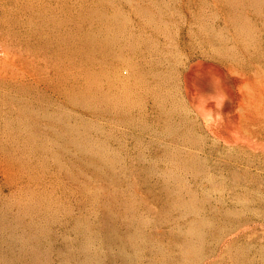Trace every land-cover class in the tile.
<instances>
[{
  "label": "rangeland",
  "instance_id": "1",
  "mask_svg": "<svg viewBox=\"0 0 264 264\" xmlns=\"http://www.w3.org/2000/svg\"><path fill=\"white\" fill-rule=\"evenodd\" d=\"M0 264H264V0H0Z\"/></svg>",
  "mask_w": 264,
  "mask_h": 264
},
{
  "label": "bare ground",
  "instance_id": "2",
  "mask_svg": "<svg viewBox=\"0 0 264 264\" xmlns=\"http://www.w3.org/2000/svg\"><path fill=\"white\" fill-rule=\"evenodd\" d=\"M215 82H216V81H215ZM262 88H263V87H262ZM250 89H251V88H250ZM220 91H221V90H220ZM251 92H252V91H251ZM256 92H257V91H256ZM210 94H211V93H210ZM247 94H248V92H247ZM248 95H249V94H248ZM256 95H257V94H256ZM249 96H250V95H249ZM258 97H259V96H258ZM253 98H254V96H253ZM247 99H248V97H247ZM257 100H258V99H257ZM253 101H254V100H253ZM247 102H248V101H247ZM257 102H258V101H257ZM258 104H259V103H257L256 105H258ZM246 105H248V104H246ZM252 105H253V104H252ZM258 106H259V105H258ZM258 106H255V107L257 108ZM255 107H254V108H255ZM251 108H252V107H251ZM241 109H242V108H241ZM258 109H259V108H258ZM252 110H253V109H252ZM245 111H246V110H245ZM241 113H242V112H241ZM254 114H255V113H254ZM242 119H243V118H242ZM243 120H244V119H243ZM245 120H246V119H245ZM248 120H249V119H248ZM217 122H218V121H217ZM220 122H221V121H220ZM236 137H237V136H236ZM241 137H242V136H241ZM241 137H240V138H241ZM240 138H239V139H240ZM236 139H237V138H236ZM242 139H243V138H242ZM244 141H246V140H244ZM244 141H243V142H244Z\"/></svg>",
  "mask_w": 264,
  "mask_h": 264
}]
</instances>
